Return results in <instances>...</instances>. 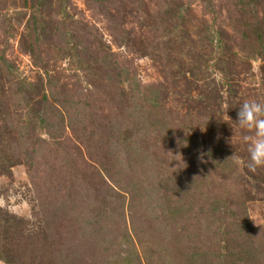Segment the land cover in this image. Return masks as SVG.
<instances>
[{
    "label": "rangeland",
    "instance_id": "374dc122",
    "mask_svg": "<svg viewBox=\"0 0 264 264\" xmlns=\"http://www.w3.org/2000/svg\"><path fill=\"white\" fill-rule=\"evenodd\" d=\"M250 100L264 0H0V264H264Z\"/></svg>",
    "mask_w": 264,
    "mask_h": 264
},
{
    "label": "clouds",
    "instance_id": "9594fccd",
    "mask_svg": "<svg viewBox=\"0 0 264 264\" xmlns=\"http://www.w3.org/2000/svg\"><path fill=\"white\" fill-rule=\"evenodd\" d=\"M237 124L248 133L242 136V142L247 145L248 170L256 172L264 168V102L258 100L245 101L239 108ZM179 161L176 169L184 167Z\"/></svg>",
    "mask_w": 264,
    "mask_h": 264
}]
</instances>
